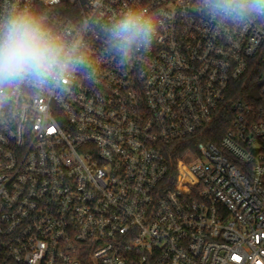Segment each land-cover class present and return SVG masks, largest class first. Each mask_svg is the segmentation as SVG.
I'll return each mask as SVG.
<instances>
[{
    "label": "built area",
    "instance_id": "obj_1",
    "mask_svg": "<svg viewBox=\"0 0 264 264\" xmlns=\"http://www.w3.org/2000/svg\"><path fill=\"white\" fill-rule=\"evenodd\" d=\"M19 11L79 41L83 62L0 90V261L264 264V12L0 0V19ZM129 11L155 31L125 56L109 29Z\"/></svg>",
    "mask_w": 264,
    "mask_h": 264
},
{
    "label": "clouds",
    "instance_id": "obj_2",
    "mask_svg": "<svg viewBox=\"0 0 264 264\" xmlns=\"http://www.w3.org/2000/svg\"><path fill=\"white\" fill-rule=\"evenodd\" d=\"M250 11L264 12V0H246ZM114 46L127 56L147 47L155 31L153 20L136 11L127 12L109 29ZM79 41L67 43L26 11L0 19V90L29 82L44 85L62 80L83 62Z\"/></svg>",
    "mask_w": 264,
    "mask_h": 264
},
{
    "label": "trees",
    "instance_id": "obj_3",
    "mask_svg": "<svg viewBox=\"0 0 264 264\" xmlns=\"http://www.w3.org/2000/svg\"><path fill=\"white\" fill-rule=\"evenodd\" d=\"M233 114H228V116L222 115L220 118L216 120V122L210 128L207 139L218 143L227 129L230 127L232 122ZM0 264H14V263H3L0 261Z\"/></svg>",
    "mask_w": 264,
    "mask_h": 264
},
{
    "label": "rangeland",
    "instance_id": "obj_4",
    "mask_svg": "<svg viewBox=\"0 0 264 264\" xmlns=\"http://www.w3.org/2000/svg\"><path fill=\"white\" fill-rule=\"evenodd\" d=\"M258 92V88L256 89V93Z\"/></svg>",
    "mask_w": 264,
    "mask_h": 264
}]
</instances>
